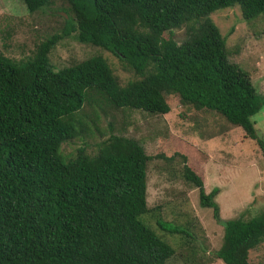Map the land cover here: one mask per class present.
<instances>
[{
	"label": "trees",
	"instance_id": "16d2710c",
	"mask_svg": "<svg viewBox=\"0 0 264 264\" xmlns=\"http://www.w3.org/2000/svg\"><path fill=\"white\" fill-rule=\"evenodd\" d=\"M54 1L21 0L28 13ZM58 1L66 16H60V34L21 59L0 53V264H165L174 249L145 219L160 208L146 204L147 165L154 157L111 126L91 153L83 141L73 154L61 147L103 136L97 123L106 109L165 115L177 98L182 107L241 128L264 160V142L251 121L263 99L229 62L208 19L235 6L244 20L254 19L264 12V0ZM181 28L186 38L177 43L173 32ZM71 34L113 55L134 79L122 85L99 55L55 70L48 55ZM84 107L89 115L81 114ZM180 156L181 179L197 188L199 205L218 219L217 190L205 194L201 175L187 155ZM219 223L215 257L222 264H249V252L264 242V212ZM155 224L167 234L192 237L181 226L158 218Z\"/></svg>",
	"mask_w": 264,
	"mask_h": 264
},
{
	"label": "rangeland",
	"instance_id": "374dc122",
	"mask_svg": "<svg viewBox=\"0 0 264 264\" xmlns=\"http://www.w3.org/2000/svg\"><path fill=\"white\" fill-rule=\"evenodd\" d=\"M64 8L65 4L57 0L39 12L28 13L21 0H0V53L13 59L29 56L39 42L60 34ZM208 19L218 29L229 62L248 75L263 99L262 108L251 121L257 137L264 142V12L244 20L235 6L217 10ZM173 34L177 43L186 38L184 28ZM96 55L107 61L122 85L134 79L130 72L123 71L113 55L79 43L74 34L61 39L48 58L58 70ZM171 100L165 115L106 109L105 114L99 113L97 123L103 136L99 138L94 133L83 140L75 139L63 144L61 150L64 154H73L85 142L87 152L91 153L94 144L108 135L109 126L113 134L140 142L154 157L147 165L146 204L150 209L160 206L145 219L174 249V255L165 264H222L214 255L223 233L219 222L238 217L249 219L264 212L262 149L245 138L241 128L229 127L218 115L182 107L177 98ZM89 113L87 107L81 110L82 115ZM183 153L188 156L186 162L201 175L205 194L217 190L213 201L218 208V219L213 218L211 209L199 205L197 188L181 179L185 160L180 155ZM159 155L171 160L155 157ZM196 156L200 162L193 158ZM157 218L165 224L188 229L192 237L159 230L155 224ZM248 262L264 264V242L249 252Z\"/></svg>",
	"mask_w": 264,
	"mask_h": 264
},
{
	"label": "water",
	"instance_id": "95a60500",
	"mask_svg": "<svg viewBox=\"0 0 264 264\" xmlns=\"http://www.w3.org/2000/svg\"><path fill=\"white\" fill-rule=\"evenodd\" d=\"M64 17H66L64 14H62Z\"/></svg>",
	"mask_w": 264,
	"mask_h": 264
}]
</instances>
